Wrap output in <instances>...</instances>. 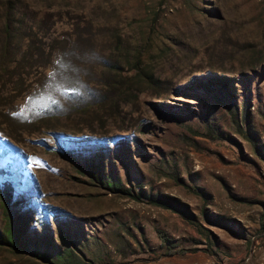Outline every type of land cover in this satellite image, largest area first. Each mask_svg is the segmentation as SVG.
Wrapping results in <instances>:
<instances>
[{
	"label": "rangeland",
	"instance_id": "374dc122",
	"mask_svg": "<svg viewBox=\"0 0 264 264\" xmlns=\"http://www.w3.org/2000/svg\"><path fill=\"white\" fill-rule=\"evenodd\" d=\"M219 80L233 104L202 87ZM8 185L55 264H264V0H0ZM0 264L48 263L0 247Z\"/></svg>",
	"mask_w": 264,
	"mask_h": 264
},
{
	"label": "trees",
	"instance_id": "16d2710c",
	"mask_svg": "<svg viewBox=\"0 0 264 264\" xmlns=\"http://www.w3.org/2000/svg\"><path fill=\"white\" fill-rule=\"evenodd\" d=\"M202 87L205 88L206 92H208L210 95L212 94L213 96L218 98V100L231 99L230 102H232V104L235 101L234 100L235 95H233V93L231 94V90L233 87L228 85L226 80L209 82L208 86L202 85ZM244 113L245 114L242 116V118L244 122L247 124L246 110H244ZM235 119H236V115H235ZM80 166L83 170L82 172L86 173L88 176H90V178H92V180L97 181L99 184L103 185L111 192H115V193L119 192L125 196H130L131 198L137 200H141V198H143L144 196L142 193H138L137 195H134L131 189L120 187L121 184L119 180H115L113 176H109V177L103 176L101 173H98L96 171L95 167L91 165H84V166L80 165ZM0 198L2 200V208H3V214L5 220V229L0 233V247L7 248L12 252H26L48 264H55L53 261L54 257L52 258V256L54 255V252L57 248L54 244L48 242L46 244V248L42 250V248H39L36 245L32 247L29 240L25 237L24 229L20 225L21 220H18L19 219L18 217L15 218V215L17 214L16 212L17 210L14 208L15 202L13 197H11L10 185H8V187L5 188L0 187ZM144 198H146V200H148L149 203L179 213L183 216L187 215L186 206L178 203L169 196L149 195V196H144ZM205 219L206 221L209 222V219L207 217ZM259 226L260 229L264 230V206H263V211L260 214ZM230 230L235 236L243 238V235H241L239 232H235L233 229ZM159 238L161 239L162 242H164V244H166L169 248H171L173 242L169 240L163 232H159ZM71 252L72 255L71 257L65 260L66 263H69V259H70V264H71L72 259L74 257H77V255H75V252L72 249ZM175 253L176 252H172L169 254H175Z\"/></svg>",
	"mask_w": 264,
	"mask_h": 264
}]
</instances>
